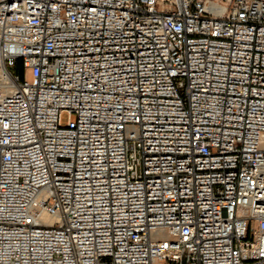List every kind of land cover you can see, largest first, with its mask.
<instances>
[{"label":"built area","instance_id":"2783aa9c","mask_svg":"<svg viewBox=\"0 0 264 264\" xmlns=\"http://www.w3.org/2000/svg\"><path fill=\"white\" fill-rule=\"evenodd\" d=\"M0 264H264V0H0Z\"/></svg>","mask_w":264,"mask_h":264},{"label":"rangeland","instance_id":"374dc122","mask_svg":"<svg viewBox=\"0 0 264 264\" xmlns=\"http://www.w3.org/2000/svg\"><path fill=\"white\" fill-rule=\"evenodd\" d=\"M13 71H14V72H17V69L14 68ZM62 120H63L64 123L68 120V114H67V113H64V114H63Z\"/></svg>","mask_w":264,"mask_h":264},{"label":"bare ground","instance_id":"6f19581e","mask_svg":"<svg viewBox=\"0 0 264 264\" xmlns=\"http://www.w3.org/2000/svg\"><path fill=\"white\" fill-rule=\"evenodd\" d=\"M46 219L51 220V217H48V216H47Z\"/></svg>","mask_w":264,"mask_h":264}]
</instances>
